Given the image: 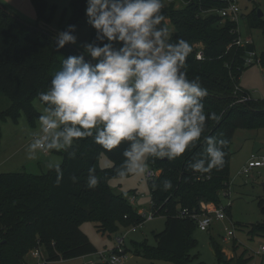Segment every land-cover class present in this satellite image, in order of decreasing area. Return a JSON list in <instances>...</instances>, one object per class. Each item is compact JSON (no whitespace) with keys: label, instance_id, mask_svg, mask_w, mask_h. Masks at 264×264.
I'll return each instance as SVG.
<instances>
[{"label":"trees","instance_id":"1","mask_svg":"<svg viewBox=\"0 0 264 264\" xmlns=\"http://www.w3.org/2000/svg\"><path fill=\"white\" fill-rule=\"evenodd\" d=\"M32 5L36 14L33 25L20 21L0 6V93L11 102L9 108L0 113V121L6 117L16 119L21 110L34 119L36 113L31 108V100L39 98V94L48 89L62 60L84 55L72 44L57 49V34L49 30L53 8L46 0H32ZM85 7V0H72L67 27L81 20ZM221 7L223 4L218 0H165L162 9L170 42L184 39L192 47L186 71L189 79L199 77L208 89L209 94L204 99L206 113L214 112L220 119L208 120L197 147L187 150L181 157L150 162L149 167L158 170V176L148 180L150 208L154 216L166 218L165 228L153 235L154 245L132 243L134 254L149 261L205 264L194 263L187 253L195 246L192 238L195 222L178 217V213L184 209L196 214L218 210L219 193L230 185V146L235 130L264 129V100L238 101L241 94L246 93L240 88L238 79L246 68L247 52L254 51V47L235 46L239 37L236 23L221 21V17L212 12ZM249 26L264 31V24L256 14L250 17ZM94 39L93 29L91 42ZM197 52L202 53V60L196 59ZM85 59L91 61L87 55ZM256 64L264 72V54L258 56ZM236 88L240 92L234 94ZM209 135L228 141L223 148L225 162L219 170L200 174L188 165L194 157L199 158L204 137ZM124 147L122 144L108 151L95 144L91 137L81 138L59 153L62 157V163L58 165L62 172L59 183L57 166L39 176L24 172L0 174V264H24L25 254L38 248L47 263L95 254L96 249L80 230L82 222L95 223L97 231L107 237L116 234L120 228L144 223L145 218L128 199L114 194L108 186L110 179L119 178L116 169L123 162ZM100 155L111 161L110 168H99ZM89 168H94L99 178L98 186L92 189L86 183ZM164 180H170L173 187L163 190ZM154 184L157 187L154 188ZM261 213L264 215V206ZM248 232L251 236L264 238V222L250 225ZM211 249L221 261L223 256L217 246L211 244ZM236 249L233 246L234 253ZM125 254L124 249L122 255ZM241 255L233 264L248 263L249 258Z\"/></svg>","mask_w":264,"mask_h":264},{"label":"clouds","instance_id":"2","mask_svg":"<svg viewBox=\"0 0 264 264\" xmlns=\"http://www.w3.org/2000/svg\"><path fill=\"white\" fill-rule=\"evenodd\" d=\"M85 4L86 22L95 30V39L84 45V55L64 58L48 90L39 94L44 108L27 157L67 150L91 137L108 151L125 145L123 162L116 169L120 179L146 176L155 159L171 161L197 147L207 121L220 117L206 113L204 99L209 93L200 78H188L191 45L184 39L170 42L162 13L165 0H85ZM75 31L76 26L69 25L59 32L57 49L76 44ZM227 144L226 139L204 137L202 153L188 167L200 174L219 170ZM56 171L59 183V166ZM86 183L90 189L98 186L94 168H89ZM172 187L170 180L163 181V190Z\"/></svg>","mask_w":264,"mask_h":264},{"label":"rangeland","instance_id":"3","mask_svg":"<svg viewBox=\"0 0 264 264\" xmlns=\"http://www.w3.org/2000/svg\"><path fill=\"white\" fill-rule=\"evenodd\" d=\"M46 1L48 6L54 10L49 21V30L54 34L66 30L71 15L69 7L72 0ZM237 5L240 9V14L236 19L238 36L242 41L250 40L255 53L260 56L264 54V31L261 28H250L249 19L260 11L263 16L258 20L264 24V0H237ZM0 6L22 22L30 25L36 22L32 0H0ZM74 25L76 31L73 34L77 37V43L72 45L84 52V45L91 43L93 28L87 24L85 14ZM238 84L253 101L264 100V72L258 64L246 67L239 76ZM10 103L9 99L0 93V113L7 110ZM31 108L37 114L32 120L26 111L21 110L16 119L6 117L0 121V174L24 172L39 176L62 163V157L59 154L61 150L37 153L32 159L27 157V149L33 133L39 130V116L43 112L44 105L39 98L35 97L31 100ZM230 152V185L229 188L219 193L220 204L218 206V209L223 210L224 208L226 218L219 221L212 216V223L205 232L195 227L192 232L195 246L187 253L193 257L194 263L225 264L224 262L232 260L231 264H233L235 258L237 256L240 258L242 254L241 256L249 258L247 264H264V238L251 236L248 232L250 225L264 222V215L261 213V208L264 206V129H236ZM250 161H261L263 165L243 173V168ZM98 166L100 169H108L112 163L107 157L100 155ZM108 186L114 194L123 195L128 200L131 196L135 197L133 208L146 217L144 223L134 227V232L131 231L133 227L120 228L116 234L107 237L97 231L95 223L82 222L79 226L80 230L87 236L96 249V253L45 264L98 262L100 252H104L107 258L109 253L116 248L115 239L117 237H123L122 245L126 250V254L123 255L124 264H172L162 260L149 261L134 254L133 242H147L149 245H154L153 235L162 232L165 228L166 218L164 216L156 215L152 219L147 218L151 213L148 178L146 176H129L123 180L112 178L108 181ZM213 212L212 210L207 213L213 215ZM228 230H231L233 235L225 237ZM211 244L217 246L225 259L222 258L219 261L211 249ZM233 246L237 248L235 253ZM32 250L25 254L26 264L35 262L30 254Z\"/></svg>","mask_w":264,"mask_h":264},{"label":"built area","instance_id":"4","mask_svg":"<svg viewBox=\"0 0 264 264\" xmlns=\"http://www.w3.org/2000/svg\"><path fill=\"white\" fill-rule=\"evenodd\" d=\"M223 4V7L212 11L213 13H216L218 16L221 17L222 20H228L229 22L236 23V19L240 14V9L237 5V0H218ZM252 45V42L250 40H244L242 41L239 37L235 41V46L237 47H246ZM196 59L197 60H202L203 55L201 52H197L196 54ZM258 63V55L255 53V51H248L247 55L244 60V66H251L253 64ZM240 92L239 88H236L234 94H237ZM251 100V97L248 93H242L240 98L238 99L239 102H247ZM263 165L261 161H250L246 167L243 168L242 172L247 173L250 169L252 168H259ZM158 176V170L149 168V174L146 175L148 180H152L155 177ZM225 194V193H223ZM129 203L133 206V203L135 202V197L131 196L130 199L128 200ZM150 207H151V201H150ZM213 215L209 213H203V214H196V213H190L188 210H181L178 213V217L180 218H189L193 220L196 224V227L202 231L205 232L209 229L211 223H212V216H214L217 220L223 221L226 218V215L222 209H218L212 213ZM143 216V215H141ZM146 218L145 216H143ZM154 217V212L151 210V213L147 216L148 219H152ZM140 226V225H138ZM137 226H133L131 229L132 232L135 231V228ZM233 235V232L231 230H228L226 232L225 237H230ZM116 241V248H114L108 255V257H105L104 252H100L98 254L99 260L98 262H90L88 264H124L123 262V237H117L115 239ZM32 259L35 261L34 264H42V263H47L46 258L40 248L38 249H33L30 252ZM26 260V259H25ZM24 264H26L24 262Z\"/></svg>","mask_w":264,"mask_h":264},{"label":"water","instance_id":"5","mask_svg":"<svg viewBox=\"0 0 264 264\" xmlns=\"http://www.w3.org/2000/svg\"><path fill=\"white\" fill-rule=\"evenodd\" d=\"M263 16V14L260 12V11H258L257 12V17L259 18V17H262ZM75 48V47H74ZM263 186H264V183H263ZM224 259H225V256L223 257Z\"/></svg>","mask_w":264,"mask_h":264},{"label":"crops","instance_id":"6","mask_svg":"<svg viewBox=\"0 0 264 264\" xmlns=\"http://www.w3.org/2000/svg\"><path fill=\"white\" fill-rule=\"evenodd\" d=\"M243 90V89H242ZM150 210H151V208H150Z\"/></svg>","mask_w":264,"mask_h":264}]
</instances>
